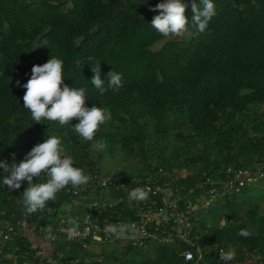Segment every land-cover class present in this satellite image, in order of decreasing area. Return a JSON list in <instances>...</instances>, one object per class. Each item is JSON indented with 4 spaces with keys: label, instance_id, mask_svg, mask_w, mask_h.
Returning a JSON list of instances; mask_svg holds the SVG:
<instances>
[{
    "label": "trees",
    "instance_id": "trees-1",
    "mask_svg": "<svg viewBox=\"0 0 264 264\" xmlns=\"http://www.w3.org/2000/svg\"><path fill=\"white\" fill-rule=\"evenodd\" d=\"M159 2L0 0V160L10 171L13 153L18 163L34 145L56 136L63 155L84 174L102 173L104 156L118 151L140 162L142 171L125 176L123 187L89 191L80 205L60 190L55 201L46 202L43 223L56 214L65 213L69 220L81 216L99 196L116 202L122 217L129 219L137 204L129 199L130 190L145 189L144 178L155 172L160 184L179 187L178 209L187 204L194 208L188 211L194 246L177 239L134 247L128 239L88 238L84 249L80 242L53 232L54 249L79 258V264H192L181 255L186 247L195 254L202 249L200 258L196 256L200 264H223L220 251L230 248L235 250L232 262L248 264L264 250V181L246 183L237 192L214 198L207 207L205 188L195 184L205 177L223 184L225 176L238 169L250 174L264 171V0H212L217 14L204 33L191 24V0H182L188 5L189 25L179 37H164L151 27L158 13L149 5ZM196 3L203 8L200 0ZM43 41L46 46L33 49ZM50 58L63 61L64 84L85 89L86 107L111 112L91 141L75 132L76 118L63 126L58 121L35 122L24 108L26 90L16 81L26 83L32 66ZM98 62L106 88L109 70L122 74L119 91L108 89L101 95L91 84V67ZM100 143L103 149L97 147ZM8 174L0 168V217L19 215L28 187L24 181L19 190L10 191L3 184ZM134 177L142 180L133 183ZM46 179L34 177L33 183ZM65 203L70 204L68 210ZM245 228L249 237L237 235ZM11 244L18 247L20 264L24 259L38 262L27 255L30 250L19 236Z\"/></svg>",
    "mask_w": 264,
    "mask_h": 264
},
{
    "label": "clouds",
    "instance_id": "clouds-1",
    "mask_svg": "<svg viewBox=\"0 0 264 264\" xmlns=\"http://www.w3.org/2000/svg\"><path fill=\"white\" fill-rule=\"evenodd\" d=\"M203 8H198L196 0H191V24L198 33H204L209 22L217 14L212 0H200ZM187 3L182 0H160L155 6L149 5V10L158 14L151 20V27L164 37H179L187 30L189 19L185 16ZM9 25L4 22L3 29L7 32ZM47 41L36 43L33 49L46 46ZM32 49V50H33ZM91 57H89V61ZM63 61L57 58H50L42 65H33L31 76L26 83L21 85L17 80L16 84L26 91L22 97L24 108L31 113V119L35 122L42 120L58 121L61 126L68 125L76 118L78 123L74 125L75 132L85 141H91L99 126L111 119V112L93 105L85 106V89L70 88L63 83L62 74ZM93 73L91 84L101 95L108 89L119 91L123 87L122 74L109 70L105 79L101 78L100 62L91 67ZM63 85V87H61ZM104 144L97 145L100 149ZM64 149L61 147V140L56 136H48L42 143L34 145L31 150L18 163L15 162V154H12L14 163L9 164L0 160V168L8 172L3 179V184L12 190H19L24 181L28 182V187L23 191V203L26 206V213H35L38 209H43L47 201H55L56 194L71 184L73 187L87 185L90 177L85 175L80 168L73 166V159L63 155ZM46 176L45 182L33 183V178ZM151 190L136 187L130 190L128 196L133 201H146ZM70 224L75 222L69 220ZM51 233V228L48 229ZM105 231L116 235L134 238L135 228L129 224H107ZM70 235H75V228L70 230ZM237 235L249 237L251 232L248 229H240ZM235 259V250H221L219 260L223 264H232Z\"/></svg>",
    "mask_w": 264,
    "mask_h": 264
},
{
    "label": "built area",
    "instance_id": "built-area-1",
    "mask_svg": "<svg viewBox=\"0 0 264 264\" xmlns=\"http://www.w3.org/2000/svg\"><path fill=\"white\" fill-rule=\"evenodd\" d=\"M85 175L90 177L87 185L73 187L67 185L64 190L69 195L70 200L75 205H80L87 201V193L95 192L97 188L104 190L108 186L118 188L123 187L122 180L126 179L125 175H107L104 173L86 172ZM160 178L157 172L148 175L144 178L145 190L150 189L146 201L137 204L133 208L131 218H123L122 214L116 208V202L104 201L101 196L98 200L88 203L87 209L81 215H74L69 223L67 214H56L50 217L49 223H43V211L48 210L45 206L37 215L27 214L26 206L20 205L19 215L10 213L8 216L0 217V264H20L17 253L18 247L15 244L9 243L14 236H19L21 242L30 250L29 254L33 259H38L37 263L28 262L24 259V264H79V258L66 257L63 251L55 250L52 246V241H55V234H62L71 240L80 242L85 249L88 247V238L97 239H116V235L107 233L105 226L107 224H129L134 226V238L129 239L124 236L120 239H128L134 247H146L149 241L168 242L177 239L187 246H194L195 242L191 240L192 223L188 211H193L194 208L190 204L185 205L186 209H178L177 204L181 200L179 187L171 188L168 182L159 183ZM223 184L217 179L205 177L195 184L196 187H204L206 197L204 204L207 207L214 198L224 196L226 193L237 192L246 183L251 184L258 180L264 181V171L257 170L254 174H250L247 169H238L233 174L225 176ZM142 178H131V182L138 183ZM194 188L190 187L191 192ZM158 194V196H156ZM121 199V198H120ZM161 201V205H160ZM109 217L112 218L109 219ZM51 228V233L48 229ZM75 228V235H70V230ZM162 233V235H159ZM8 247L9 249H6ZM202 254V249L198 248L195 252L186 247L182 250L181 255L185 262L192 264H200L198 258ZM28 262V263H27ZM248 264H264V250L257 252L256 256L250 260Z\"/></svg>",
    "mask_w": 264,
    "mask_h": 264
},
{
    "label": "rangeland",
    "instance_id": "rangeland-1",
    "mask_svg": "<svg viewBox=\"0 0 264 264\" xmlns=\"http://www.w3.org/2000/svg\"><path fill=\"white\" fill-rule=\"evenodd\" d=\"M102 173L107 175H116V176H127V175H136L142 171L140 162L135 158H130L125 156L121 152H116L114 155H105L102 160L101 166ZM180 173L185 171L181 170ZM69 203L63 204V207L68 210ZM224 219H222L223 222Z\"/></svg>",
    "mask_w": 264,
    "mask_h": 264
},
{
    "label": "crops",
    "instance_id": "crops-1",
    "mask_svg": "<svg viewBox=\"0 0 264 264\" xmlns=\"http://www.w3.org/2000/svg\"><path fill=\"white\" fill-rule=\"evenodd\" d=\"M232 264H235L234 262H232Z\"/></svg>",
    "mask_w": 264,
    "mask_h": 264
}]
</instances>
